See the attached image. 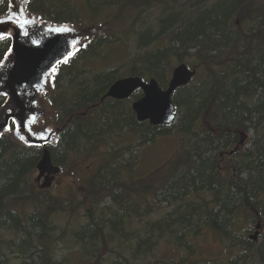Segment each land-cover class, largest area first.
Listing matches in <instances>:
<instances>
[{
  "label": "trees",
  "instance_id": "trees-1",
  "mask_svg": "<svg viewBox=\"0 0 264 264\" xmlns=\"http://www.w3.org/2000/svg\"><path fill=\"white\" fill-rule=\"evenodd\" d=\"M7 9L8 0H0V17ZM24 9L28 16L52 26L67 24L80 29L96 28L98 22L113 17H134L123 35L104 33L103 37L88 38L84 42L87 47H79L51 76L49 94L43 96L52 112L51 124L58 129L59 146L48 147L56 166L62 169L72 155L119 138L124 131L138 138V146L176 136L189 159H179L174 176L164 182L162 190H155H160L162 200L176 204L178 211L172 214H178L176 220L146 224L131 257L113 251L111 264H172L173 259L157 256L155 247L165 244L173 247L172 252L193 254L203 227L239 244L233 231L235 219L243 215L251 219L252 214L263 219L264 215V0H29ZM152 14L154 18L147 21ZM127 42L134 52L127 59L132 66L124 75L155 79L162 90L168 86L175 60L179 64L194 59L185 65L195 69L196 76L171 96L177 114L172 125L138 123L122 101L104 98L114 81L124 76L117 68L103 67L105 48L122 45L125 52ZM8 47V39L0 41V61ZM141 97L137 90L131 99ZM3 101L0 96V103ZM249 130L257 135L251 139L252 150L242 163L235 160L241 153H233L223 167L218 160L222 151L239 144ZM110 150L113 157L119 154L115 145ZM41 153L40 148L22 147L8 135L0 138V231L20 236L17 243L0 235V264H13L11 258L19 264H59L47 246L48 216L54 211L62 213L65 204L44 198L45 190L33 191L32 175ZM119 162L123 161L116 158L111 167H101L87 181L81 206L90 223L77 236L82 248H94L93 242L100 240L107 250L106 238H114L123 217L135 213L131 208L139 204L138 186L131 193L137 196L136 202L130 199V205L126 204L131 191L124 195L122 172L116 168ZM244 172L245 178L241 176ZM113 185L118 192H111L109 198L121 206L101 226L93 213L99 205L96 200ZM145 195L141 200L151 214L153 206ZM35 228L38 230L33 233ZM157 232L168 233L155 237ZM238 259L242 264H264V246L256 251L246 247L230 264Z\"/></svg>",
  "mask_w": 264,
  "mask_h": 264
},
{
  "label": "rangeland",
  "instance_id": "rangeland-1",
  "mask_svg": "<svg viewBox=\"0 0 264 264\" xmlns=\"http://www.w3.org/2000/svg\"><path fill=\"white\" fill-rule=\"evenodd\" d=\"M154 16L155 14H152L150 18H147V21H151ZM114 18L115 17L108 19L105 23L98 22L96 28L93 29L89 34L96 38L103 37L104 33H106L108 36L110 33L113 35L116 34V36L119 34L123 35L124 29L127 26V22L131 20V18L134 20L132 15H124L119 19ZM138 26H140V24H138L137 27ZM86 36L87 34H84V38ZM84 38L80 39V41H83ZM127 44L128 46L125 52L123 51L124 46L122 45L105 49L107 59L103 62V67L117 68L120 75L127 74L130 67L132 66L127 59L130 53L134 52V46L131 44V42H127ZM193 61L194 59L192 57L186 58L184 63H192ZM176 64L178 63H176L175 60V65ZM93 66L95 67V64H93ZM131 103L132 100L130 99L123 102V106L131 109ZM37 105V117L31 126V130L35 135L41 134L47 137L50 131H56V129L51 124L52 112L49 108V105H46L44 102V99L37 102ZM258 131V135H260L262 130L259 129ZM245 134L246 139L244 141V145L239 151L241 155L235 158L238 163L245 159L248 151L252 150L251 139H253L254 136H257L253 130H249V132ZM7 135L10 136V133ZM109 140L110 138L107 139L106 147L103 144H98L93 149L89 148L87 152H79L72 155L67 161L64 172L60 174L54 185L45 190L47 193L43 195L44 198L57 199L58 202H63L65 204V210L61 211L62 213H60V211H54L48 216L51 228L47 231V236L49 238V243L47 246L52 259L59 264H111L113 259H115L113 251L121 253V256L123 255L125 258H130L131 253L139 241V237H141V235L143 236V229L146 224L162 221V219L168 220L169 222L167 223L176 220L175 218L178 214H175L172 217V214L177 213L178 211V209L175 210L176 204L170 200H162V197H160L159 194L160 190L164 188H162V186H164V182L170 180L178 170L176 169L175 164L179 159L186 158L183 150L180 148L178 138L176 136H170L163 139L159 138V140L153 143V145L146 144L144 146H138V138L131 136L128 132L124 131L119 138H114L112 140L113 145H116V147L119 149L117 150L119 151V154H115L111 159L109 158V151L107 152V150H110L111 148ZM18 143L20 142L18 141ZM50 145L53 147L59 146L55 135L51 137ZM231 148L225 151L223 150L222 155L220 158H218L222 166L225 168L228 163L227 158H224L223 155L225 152L228 153L229 151H232ZM116 158L120 161H123L119 162L120 165H117L116 168H119V170H121L123 173L122 178L124 185L121 187L124 189V195L131 191L129 195L127 194L130 196V198L125 197V200L127 201L126 204L130 205V199L131 201L136 202L135 200H137V196L135 194H131L132 191L136 190V188L133 189V187L136 185L140 189L138 192V194H140L139 204L131 208V210H134L135 213L130 211L127 216L123 217V222L121 224L122 226L120 227L121 229L113 232L114 238H106L108 243L107 250L104 249V246L101 247L100 240L93 242L95 245L94 248L91 245L89 247L82 248L80 245H78L79 240L77 236L81 228L90 223L89 219L85 217V207L81 206L85 201L84 197L88 189L87 181L89 178L95 176L101 166L111 167L113 162L116 161ZM187 159L188 158H186V160ZM186 163H188V161ZM134 166L135 169H133ZM174 166L175 168L173 169ZM232 174L234 175L235 172ZM227 175L224 177H227ZM246 175L247 173L244 172L241 176L245 178L247 177ZM36 177L37 172L35 170L32 175L34 192H36V189L41 190L39 186L43 183L36 180ZM118 178H120V173ZM130 178L132 180H130ZM134 180L136 181L134 182ZM132 182L135 184L133 185ZM158 188L161 189L155 192V190ZM142 190L144 193H142ZM150 191L152 192L150 193ZM111 192H118L116 189H114V185L113 188L109 187L105 189L104 193H102L100 196V199L97 198L96 200V205H99L93 213L94 218L101 226L105 224L106 217H108L110 213L117 211V208L121 206L120 204L117 205L113 203L111 198H109V194H111ZM145 193V196L151 203V207L153 206L151 214L146 210V203L142 202L141 200V195ZM202 197H208V195H202ZM192 198L195 199V196H192ZM27 209L28 213L32 212V208ZM169 212L172 213L168 215ZM254 215L256 214H252V217L254 218L253 222H251L250 218H247L244 215L238 216L235 219L236 224L233 229L235 232L234 237L235 242L239 243L240 245H235L232 243L231 239L227 240L221 238L220 236H222V234L215 230H212L208 227H203L201 235L199 236L198 234L199 238H197V241L195 242V253L189 254L184 253V251L172 252V246L160 244L158 247H155L157 248L155 254L157 253V256L161 254L166 259H173L174 263L172 264H188L189 262L194 264H230L231 260L238 256L239 253L244 252L246 247L250 251H256V249H258L261 245L264 246V215H261L263 219H255ZM258 221H260L259 223L261 225L259 235L254 243H248L246 240L253 235ZM107 225L109 226L108 223ZM249 227H252V231H249ZM37 230L38 229L35 228L33 233H35ZM167 233L168 232H157L154 234V236L157 237V235H163ZM0 235H2L3 238L9 242H20V236L12 232L0 231ZM235 235L239 237H236ZM106 236L108 237V235ZM35 239L38 240V237H35ZM185 240L187 239L183 238V241ZM249 240H251V238ZM11 259V263L13 264L20 263L16 258ZM235 264H242V262L238 259Z\"/></svg>",
  "mask_w": 264,
  "mask_h": 264
},
{
  "label": "water",
  "instance_id": "water-1",
  "mask_svg": "<svg viewBox=\"0 0 264 264\" xmlns=\"http://www.w3.org/2000/svg\"><path fill=\"white\" fill-rule=\"evenodd\" d=\"M10 1L14 9H10L8 17L0 19L3 21L0 23V32L11 33L9 38L11 51L9 52L8 49L5 54L3 61L6 66L0 71V90L8 93L7 107L11 110V116L18 120H27L29 117H35L36 120L38 106L35 100L30 99L37 97L44 89L48 77L53 73L51 66L55 65L56 68L73 54L80 34L65 26L54 28L42 26L24 15L23 4L27 0H18V3H14V0ZM63 28L70 31L67 33L56 31ZM57 60L61 63L56 64ZM194 75L195 70L188 69L184 64L178 65L173 69L165 91H162L153 79L145 83L138 77H127L116 81L108 89L105 97L124 100L129 98L135 90L140 89L143 97L132 104L136 120L148 121L150 126H169L175 119L171 95L177 88L186 86ZM146 102H151L153 107L149 108ZM5 121L9 125L11 117L1 108L0 133L2 135L7 132L4 131ZM34 122L29 123L27 127L31 129ZM19 131L20 135L24 136L23 141L19 139L15 131L13 136L25 146H44L53 135V132H50L47 137L43 136L46 138H42L41 134L35 135L32 131H26L23 124L20 125ZM36 170L38 171L37 180L44 178L41 188H49L53 176L59 172V169L52 165L48 150L43 151ZM257 234L258 232L251 238L255 240Z\"/></svg>",
  "mask_w": 264,
  "mask_h": 264
},
{
  "label": "snow or ice",
  "instance_id": "snow-or-ice-1",
  "mask_svg": "<svg viewBox=\"0 0 264 264\" xmlns=\"http://www.w3.org/2000/svg\"><path fill=\"white\" fill-rule=\"evenodd\" d=\"M0 23H3V21H0ZM57 32H62V33H67L68 31H70L69 29L67 28H63V29H56ZM24 35H28V33H24ZM6 38H11V33L10 32H0V41H3L4 39ZM85 40H87V37L84 38ZM90 42V41H89ZM35 43V42H34ZM77 44L80 46V47H87V44L86 43H83L82 41H77ZM77 50H79V48H77ZM11 51V49H9V52ZM70 55V54H69ZM6 59V57H5ZM63 62H67V59H65ZM61 63L60 60H57L56 61V64H59ZM5 63L4 61H0V68H3L5 67ZM52 67V71L55 72L56 68H55V65L51 66ZM37 90H39V86L37 85ZM0 96H3L5 97V100L3 101V103H0V108H3L5 110V112L11 117V125H8L7 124V121H5L4 123V131H15V134L17 136H19V139L21 141L24 140V136L23 135H20V125L23 124L26 131L30 132L31 129L27 127V125L29 123H32L34 122L35 120V117H29L27 120H18L16 117L14 116H11V110L7 107V103H8V100H7V97H8V93L5 92V91H2L0 90ZM147 106L149 108L153 107L152 103L151 102H146ZM46 131H50V130H46ZM0 135H2V133H0ZM42 138H46V137H43L42 135Z\"/></svg>",
  "mask_w": 264,
  "mask_h": 264
},
{
  "label": "flooded vegetation",
  "instance_id": "flooded-vegetation-1",
  "mask_svg": "<svg viewBox=\"0 0 264 264\" xmlns=\"http://www.w3.org/2000/svg\"><path fill=\"white\" fill-rule=\"evenodd\" d=\"M226 154V152H225ZM224 154V155H225ZM66 167V166H65ZM60 174H62V172H59V174L57 176L54 177V180H53V183H52V186L54 185V183L56 182L57 178L60 176Z\"/></svg>",
  "mask_w": 264,
  "mask_h": 264
},
{
  "label": "bare ground",
  "instance_id": "bare-ground-1",
  "mask_svg": "<svg viewBox=\"0 0 264 264\" xmlns=\"http://www.w3.org/2000/svg\"><path fill=\"white\" fill-rule=\"evenodd\" d=\"M38 181H39V180H38ZM42 185H43V183L39 186V188H40L41 190H47V189H49V188L52 186V185H50L49 188H44V189H42V188H41ZM136 210H138V209H136ZM97 217H98V216H97ZM136 217H137V216H136ZM133 218H134V217H133ZM251 237H252V236H251ZM251 237H250V238H251Z\"/></svg>",
  "mask_w": 264,
  "mask_h": 264
}]
</instances>
